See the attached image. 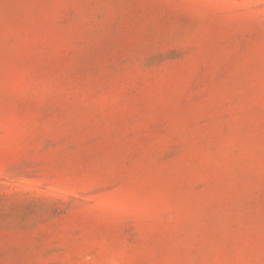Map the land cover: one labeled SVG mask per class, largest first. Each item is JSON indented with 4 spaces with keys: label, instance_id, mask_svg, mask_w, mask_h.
Masks as SVG:
<instances>
[{
    "label": "rangeland",
    "instance_id": "374dc122",
    "mask_svg": "<svg viewBox=\"0 0 264 264\" xmlns=\"http://www.w3.org/2000/svg\"><path fill=\"white\" fill-rule=\"evenodd\" d=\"M0 264H264V0H0Z\"/></svg>",
    "mask_w": 264,
    "mask_h": 264
}]
</instances>
